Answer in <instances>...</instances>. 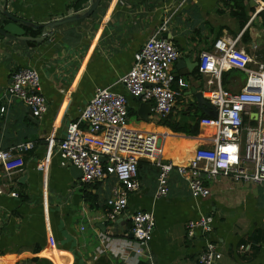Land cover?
<instances>
[{
  "label": "crops",
  "instance_id": "1",
  "mask_svg": "<svg viewBox=\"0 0 264 264\" xmlns=\"http://www.w3.org/2000/svg\"><path fill=\"white\" fill-rule=\"evenodd\" d=\"M249 18L242 28L233 17V0H100L86 18L64 23L41 43L0 40V100L21 68L38 71L40 91L47 101L40 118L33 117L19 100L7 101L0 114V148L32 141L22 154V170L14 174L0 195V264H199L197 255L204 237L189 238L185 222L200 214H211V238L221 257L216 264H264V182L255 184L220 175L210 182V195H190L184 178L171 172L168 193L156 196V164L140 159L139 187L128 196V205L115 219L107 217L106 197L115 179L82 183L69 164L62 165L57 150L66 124L79 116L97 87L126 93L119 77L132 65L144 41L158 35L169 38L179 52L172 72L182 76L187 87L178 96L169 120L178 125L192 123L200 113L197 93L219 84L227 92H238L246 73L228 68L219 78L198 71V54L211 48L221 36L238 37L252 57L250 67L264 63L263 0H243ZM0 0L1 9L34 24L75 12H83L90 0ZM263 9L258 10V7ZM164 18L166 30L159 31ZM26 35L39 36L40 28L23 26ZM247 31L248 41L241 35ZM6 101V99L4 98ZM207 100V99H206ZM142 100L127 95L130 124L161 135L162 159L187 163L194 148L204 143L210 128L200 125L194 135L174 132L157 123L153 111L144 119L138 113ZM255 124V120L249 119ZM43 163L38 169L37 164ZM92 196H96L93 198ZM152 210L155 227L147 251L132 250L131 214ZM106 240H101V235ZM55 245L51 246L48 236Z\"/></svg>",
  "mask_w": 264,
  "mask_h": 264
},
{
  "label": "built area",
  "instance_id": "2",
  "mask_svg": "<svg viewBox=\"0 0 264 264\" xmlns=\"http://www.w3.org/2000/svg\"><path fill=\"white\" fill-rule=\"evenodd\" d=\"M263 7H258V10ZM169 19L164 18L159 31L166 30ZM179 52L169 38L150 36L133 56L130 68L119 77L127 95L149 101L157 119L167 116L187 82L172 72V64ZM252 57L238 43V37L221 36L211 48L198 54V71L219 78L228 68L246 73L244 86L238 92H227L218 84L206 91L204 97L212 104L216 116H205L199 124L210 128L204 143L196 146L187 163L175 164L162 159L161 135L149 129L137 128L130 123L127 95L112 88L97 87L79 113L70 120L57 150L62 161L78 167L82 183L104 181L112 177L115 184L106 197L107 217L115 219L128 205V196L139 187L137 179L140 159L156 164V196L168 193V178L176 172L184 178L191 196L206 198L210 182L217 176H230L248 183L264 182V63L250 67ZM0 100V114L7 109V101L19 100L31 115L40 118L46 111L47 101L40 91L38 71L21 68L11 75ZM6 99V101L4 100ZM255 120V124L248 120ZM34 146L32 141L19 142L0 148V195L14 174L22 170V154ZM38 169L43 163L37 164ZM185 234L191 238L199 232L205 240L197 255L199 264H216L221 257L211 238L213 217L200 214L185 222ZM155 227L152 210H135L131 214V231L135 255H144L148 239ZM101 235V234H100ZM107 238L101 235V240ZM55 245L52 235L48 236Z\"/></svg>",
  "mask_w": 264,
  "mask_h": 264
},
{
  "label": "water",
  "instance_id": "3",
  "mask_svg": "<svg viewBox=\"0 0 264 264\" xmlns=\"http://www.w3.org/2000/svg\"><path fill=\"white\" fill-rule=\"evenodd\" d=\"M100 0H90L88 7L81 13L75 12L72 14L65 15L61 18L52 19L44 23L34 24L30 21L24 20L13 15L11 12L7 11L6 8L1 9L0 12V40L7 39L11 41H31L34 43H41L46 37L51 36L54 32V28L71 21L78 19L86 18L93 13L96 9ZM24 25H29L34 28H40L39 36H31L25 34ZM139 98V96H134ZM198 101V107L201 111L209 116H216L215 108L208 100L204 99L201 96V93L196 94ZM152 105L149 101H142L138 107V113L144 119H148V115L152 112ZM69 170L74 178H80L82 175L81 170L74 166L70 165ZM133 235L132 232L130 236Z\"/></svg>",
  "mask_w": 264,
  "mask_h": 264
},
{
  "label": "trees",
  "instance_id": "4",
  "mask_svg": "<svg viewBox=\"0 0 264 264\" xmlns=\"http://www.w3.org/2000/svg\"><path fill=\"white\" fill-rule=\"evenodd\" d=\"M80 1L81 0H76V2L74 3L75 10L82 7V2H80ZM233 1H234L235 10L232 12V15L236 19V21H238V28L240 29L247 22V20L249 18L248 11L250 9L248 10V7L244 3L243 0H233ZM258 13L263 17V20H264V10H261ZM247 35H248L247 31L245 30L241 35V40L245 41V42L248 41V38H245ZM29 43L34 44V42H29ZM205 116H207V115L204 113H200L192 120V123H187L184 125L183 124L178 125V124H176V122L174 123L171 120H169V118H167L168 117V115H167L163 118L158 119L157 123L161 124V125H167L174 132H183L186 135H194L198 132L199 120ZM92 197L95 198L96 196H92ZM137 264H148V262L139 261Z\"/></svg>",
  "mask_w": 264,
  "mask_h": 264
},
{
  "label": "rangeland",
  "instance_id": "5",
  "mask_svg": "<svg viewBox=\"0 0 264 264\" xmlns=\"http://www.w3.org/2000/svg\"><path fill=\"white\" fill-rule=\"evenodd\" d=\"M128 123H130V120L128 121Z\"/></svg>",
  "mask_w": 264,
  "mask_h": 264
}]
</instances>
